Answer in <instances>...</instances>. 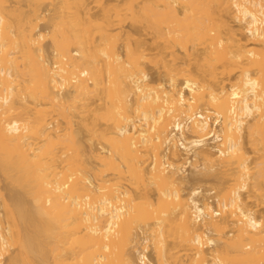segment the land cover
<instances>
[{"label":"bare ground","instance_id":"6f19581e","mask_svg":"<svg viewBox=\"0 0 264 264\" xmlns=\"http://www.w3.org/2000/svg\"><path fill=\"white\" fill-rule=\"evenodd\" d=\"M0 157V264H264V0H0Z\"/></svg>","mask_w":264,"mask_h":264},{"label":"rangeland","instance_id":"374dc122","mask_svg":"<svg viewBox=\"0 0 264 264\" xmlns=\"http://www.w3.org/2000/svg\"><path fill=\"white\" fill-rule=\"evenodd\" d=\"M18 7V6H17ZM14 10V9H13ZM16 12V13H15ZM14 13L15 14H18V13H21V14H23V16L24 15H26L27 17H29V18H31V19H33V22L32 23H34V22H36V23H34L36 26H37V23H39V29H38V26H37V30H41L42 29V32H45V31H43V29L45 30V28H46V21H44V20H42V18H40V16L37 14V15H35L34 13V11L29 7V6H27V5H24L23 4V6H21V8L19 9V7H18V9H15L14 10ZM12 15V14H11ZM12 16H14V14L12 15ZM38 16V18H40V19H38V18H36ZM36 18V19H35ZM38 20V21H37ZM41 22V23H40ZM42 26H44L45 28H43ZM129 28V27H128ZM46 30H48V29H46ZM39 31H36V34H35V36L37 37V36H39V34L40 33H38ZM38 34V35H37ZM115 35V34H114ZM40 37V36H39ZM39 37H37L38 38V40L39 39H41V37L39 38ZM115 37V36H114ZM113 37V38H114ZM47 40H46V39ZM43 39H44V41H43ZM49 38L48 37H43L42 38V41L45 43V46L48 48V49H50L51 47H50V40H48ZM117 39V38H116ZM114 40H115V38H114ZM118 40V39H117ZM117 40H115V41H117ZM114 41V42H115ZM41 42V41H40ZM46 42H47V44H46ZM120 42V44H121V41H119ZM119 42H116V44H118L117 45V47H119ZM42 43V42H41ZM43 43V44H44ZM113 44V43H112ZM115 44V45H116ZM114 45V44H113ZM37 46H38V44H36L34 47L35 48H37ZM52 49V48H51ZM49 50V51H52V50ZM148 72H149V77H150V79H151V84L152 85H158L159 83H161L162 81H161V79H163L164 78V72H163V70H162V68L160 67V66H158V65H154V64H150V65H148ZM213 119V118H212ZM213 121V120H212ZM63 123H65L64 121H63ZM65 126L64 127H66L67 125L66 124H64ZM76 128H78V124L76 125ZM15 142H17V141H15ZM15 142H14V144H15ZM20 143V142H19ZM214 141L213 140H209V145L210 146H213L214 145ZM14 144H12V146H11V149H12V151L13 152H15L16 154H21V156H22V158H27V160H29V162L30 161H34V160H30L29 158H31L32 157V155H35V157H36V155H37V153L36 154H32L33 152H32V150H28L27 151V147L28 146H26L25 145V143L23 144V145H25L24 146V149L21 151V145L20 144H18V142L14 145ZM14 145V146H13ZM21 148L20 149V151H19V147ZM17 146V147H16ZM17 148V149H16ZM17 150V151H16ZM25 151V152H24ZM27 151V152H26ZM35 151V150H34ZM21 152V153H20ZM28 154H30L31 156H29ZM1 158V157H0ZM32 158H34V157H32ZM35 159V158H34ZM36 161H37V158L35 159ZM32 163H34V162H31V164ZM189 171V172H188ZM188 171H186L185 173H186V175L188 176V175H190V176H188V177H192L191 175L193 174V170H191V169H188ZM5 172L3 173V170H2V168H1V166H0V219L3 217V216H5L6 217V214H8L9 215V213H7L6 211H7V208L5 207V204H3V195H5V196H9V195H11V194H20V195H22L27 201H28V203H30L31 205H32V203H33V201H32V199H33V196L31 195V194H29L28 192H26V191H28V189H26L25 188V186H22L21 184H19L17 181H16V184L14 185V183H11L10 182V180H7L8 179V177H6L5 176ZM206 176V175H205ZM208 176V175H207ZM210 176V175H209ZM203 177V176H201L202 177V179L201 180H199V181H193L192 180V178H188V181L187 182H185V183H183L182 184V186H183V189L184 190H182V191H184L183 193H188V191L190 190V188L192 187V186H194V185H202L205 189L206 188H208V187H211V186H214V184H215V177H213V176H211V177ZM7 178V179H6ZM14 182V181H13ZM17 184H18V186H17ZM19 185H21L22 186V188H19V187H21V186H19ZM24 187V188H23ZM24 190H26V191H24ZM26 192V193H25ZM207 191L205 190V194L206 195H208L209 196V194H208V192L206 193ZM154 195V194H153ZM210 195H212V194H210ZM213 196V195H212ZM214 198V197H213ZM248 200H250L249 199V197H248ZM252 200V199H251ZM250 200V201H251ZM253 200H256L255 198H253ZM249 201V202H250ZM257 202V201H256ZM250 203H252V201L250 202ZM253 203H255V201H253ZM252 205V204H251ZM254 206L255 205H257V203L256 204H253ZM252 205V207H254ZM260 206H262V205H260ZM218 207V206H217ZM216 207V208H217ZM259 207V205H257V207L256 208H258ZM261 208V207H260ZM254 210H256L255 208H253ZM6 210V211H5ZM260 211H261V209H260ZM262 213V212H261ZM257 215H260L259 214V212L257 211V213H256ZM7 215V216H8ZM5 217H3L4 218V220L2 219L1 221H2V223H4V221L6 220L5 219ZM8 218V220H6L5 222L6 223H4L3 224V226L4 227H7L8 225H9V223L8 222H10V220H9V218H10V216L9 217H7ZM12 221V220H11ZM8 223V225H6ZM15 246V245H14ZM17 247V246H16ZM16 247H10L9 248V251H11V252H8V255L6 254V259H5V261H6V263H7V260H8V256L10 255V254H13L14 253V251H16ZM11 249V250H10ZM17 252V251H16ZM213 253L215 254V252L213 251ZM15 254V253H14ZM149 256L151 257V260H152V258H155V254H154V252H153V250L150 248V250H149Z\"/></svg>","mask_w":264,"mask_h":264}]
</instances>
